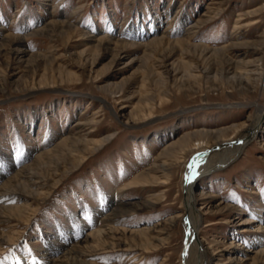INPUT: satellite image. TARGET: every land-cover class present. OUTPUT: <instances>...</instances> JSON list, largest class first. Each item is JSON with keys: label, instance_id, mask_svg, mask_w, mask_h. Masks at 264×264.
I'll return each instance as SVG.
<instances>
[{"label": "rangeland", "instance_id": "1", "mask_svg": "<svg viewBox=\"0 0 264 264\" xmlns=\"http://www.w3.org/2000/svg\"><path fill=\"white\" fill-rule=\"evenodd\" d=\"M258 104L264 0H0V188L28 195L0 203V264H184L187 170L220 139L197 134L229 138ZM194 193L208 264H262L242 259L264 248V114ZM107 204L128 214L87 237Z\"/></svg>", "mask_w": 264, "mask_h": 264}, {"label": "bare ground", "instance_id": "2", "mask_svg": "<svg viewBox=\"0 0 264 264\" xmlns=\"http://www.w3.org/2000/svg\"><path fill=\"white\" fill-rule=\"evenodd\" d=\"M216 1V0H215ZM219 3L213 2L210 3L206 11L202 14V17L198 19L194 24L189 25L187 34H191V36L195 35L200 29H202L206 24L210 23L213 18L218 16L219 8H215L214 6L218 5ZM242 20V19H239ZM70 28H72L70 26ZM156 30V29H155ZM146 33L141 29H133L130 28L128 32V36L136 39L145 38ZM119 41V40H118ZM152 42H163L164 37L162 38H152ZM150 42V41H149ZM121 43L120 41L117 42ZM257 113L254 119L251 121L250 124L243 126L239 130L235 131V134L227 138L228 131L226 129L222 130H202L198 132L200 137L212 139H219L213 145L215 148L208 151L209 153L200 157H197L191 165L189 166L186 174L185 179V206H186V213L184 214L186 220V231H187V239L185 245V258L184 264H208L209 254L201 244L199 240L200 234V224L203 221V214L201 209H198V198L197 195L194 193V185L197 179H199L202 175L207 174L213 170L222 169L230 164L240 153L243 152L244 148L253 140V137L257 135V130L260 124V120L262 115L264 114V108L256 105ZM137 116V115H136ZM145 117V116H143ZM135 119V116L132 117ZM140 118V117H139ZM131 121V118H128ZM132 122V121H131ZM130 123V122H129ZM127 124V123H126ZM79 125V124H78ZM135 128V127H134ZM225 137L222 139L221 137ZM112 139V135L104 137L98 143V148H102L105 146L110 140ZM38 156L37 158H39ZM145 174V173H144ZM143 174V175H144ZM143 175L137 176L132 182H130L127 186H132L136 183ZM34 176L31 173L26 177V180L33 183ZM148 176V175H147ZM12 180V179H11ZM35 183V182H34ZM13 186L10 185V182L7 181L4 183L0 188V203L1 202H9L14 199V195H17V198H21L24 196H28L25 192H23L24 188V181H15L12 182ZM133 187V186H132ZM22 189V190H21ZM111 202V201H110ZM110 204V203H109ZM109 204L103 206L101 209L102 211H108ZM125 206V205H124ZM1 210H8L14 213L15 209L4 207L0 205ZM106 210V211H105ZM107 213V212H106ZM128 214V211L121 207V205L116 204L114 208H110V211L105 214L100 220V226L97 230L90 232L87 237H95L96 238H104L106 231L110 232L112 229L110 223L117 220L121 216H125ZM104 215V214H103ZM15 216V215H13ZM107 235V233H106ZM264 239V238H262ZM264 241V240H263ZM260 243V242H259ZM3 245V244H2ZM113 248V247H112ZM216 254L212 255L215 257ZM219 258V257H218ZM262 259L264 264V248L257 250L255 252V257H251L250 254H245L243 262L255 261V263ZM58 259H52L50 262L56 264ZM228 264V263H224Z\"/></svg>", "mask_w": 264, "mask_h": 264}]
</instances>
